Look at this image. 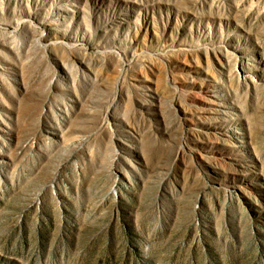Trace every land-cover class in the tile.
Returning a JSON list of instances; mask_svg holds the SVG:
<instances>
[{
  "label": "rangeland",
  "instance_id": "374dc122",
  "mask_svg": "<svg viewBox=\"0 0 264 264\" xmlns=\"http://www.w3.org/2000/svg\"><path fill=\"white\" fill-rule=\"evenodd\" d=\"M0 264H264V0H0Z\"/></svg>",
  "mask_w": 264,
  "mask_h": 264
},
{
  "label": "bare ground",
  "instance_id": "6f19581e",
  "mask_svg": "<svg viewBox=\"0 0 264 264\" xmlns=\"http://www.w3.org/2000/svg\"><path fill=\"white\" fill-rule=\"evenodd\" d=\"M43 36L41 35V38H42Z\"/></svg>",
  "mask_w": 264,
  "mask_h": 264
}]
</instances>
